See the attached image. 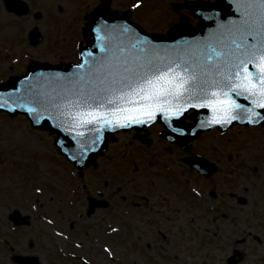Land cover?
Segmentation results:
<instances>
[{
  "label": "rangeland",
  "instance_id": "obj_1",
  "mask_svg": "<svg viewBox=\"0 0 264 264\" xmlns=\"http://www.w3.org/2000/svg\"><path fill=\"white\" fill-rule=\"evenodd\" d=\"M20 1H27L30 5V12L26 16L9 11L4 0H0V84L12 76L24 74L32 59L52 65L78 62L79 44L86 43L83 35L86 17L101 3V0ZM184 1L113 0L111 9L120 13L129 11L132 19L144 31L166 35L174 22L180 19L182 12L186 14L188 11ZM191 23L195 25V22ZM33 27H38L42 35V40L37 45L29 42ZM55 138L49 132L32 128L23 115L10 117L0 112V209H10V202L23 206L22 211L27 205L30 207L25 213L33 223L32 236L45 245L50 264H58L57 257L52 253L58 242L50 231L51 228H56L49 227L48 222L52 220L67 232L88 240V248L92 245L91 236L97 235L104 243L103 251H106L108 244L117 252L124 248L131 249L132 246H135L133 252L138 251L136 242L129 244V241H136V236H139L137 227L120 226L122 232L117 238L113 239L110 235L104 237L106 227L95 226L97 223L90 225L85 220L104 221L119 216L101 209L89 219L84 214L91 196L99 200L110 199L111 203L118 205L124 204V197L130 192V181L134 178L132 173L140 167L149 173L162 171L157 166L158 159L148 160V155L143 152L146 148L136 141L133 146H129L131 135L120 134L117 136L118 142L110 145L108 152L99 158L97 166L89 167L85 172L91 175L78 182L76 168L61 156L55 146ZM194 140L190 142L191 152L204 154L210 161L219 162V169L209 178L210 183L205 188L224 193L228 207V193L239 187L241 193H252L251 199L254 196L255 199L260 198L259 203L264 208V130L234 126L224 136L214 130L202 133L200 138ZM172 146L157 139L153 148L159 157L184 154L177 149L176 152ZM169 148L173 150L169 151ZM149 161L156 164L151 165ZM255 167L256 171L253 170ZM98 192L104 195L100 196ZM211 204L214 203L209 205ZM81 220L82 223H79ZM70 221L79 222L75 226ZM3 226L6 227L4 224ZM249 229L245 224L236 225L227 221L224 228L209 226L199 231L209 237L218 235L215 239H222L225 252L230 254L235 248L243 250V245H237L233 239L243 237ZM97 230H101V233ZM39 236L42 237L41 240H38ZM205 251H209V257L216 253V258L211 257L209 264L221 261L222 255L217 249L210 247ZM249 262L247 260L243 264Z\"/></svg>",
  "mask_w": 264,
  "mask_h": 264
},
{
  "label": "water",
  "instance_id": "obj_2",
  "mask_svg": "<svg viewBox=\"0 0 264 264\" xmlns=\"http://www.w3.org/2000/svg\"><path fill=\"white\" fill-rule=\"evenodd\" d=\"M110 4L111 0H102L101 7L87 18L90 21L84 32L87 45H80L79 63L51 65L31 60L26 74L0 84V112L10 116L25 115L34 128L56 134L55 144L60 153L81 171L91 163L95 165L98 154L107 151L108 143L115 139L119 131L136 129L141 132L152 124L160 123L165 127V138L174 141L173 137L177 135L183 139L180 144L184 145L215 127L226 132L234 124L264 125V119L253 116V112L264 116L260 104L253 103L258 97L249 96L242 89L225 86L240 82L239 79L231 78L237 72L248 75L242 69L233 67L239 63L237 57L246 61L254 81L260 71L256 67L259 61L247 55L240 56L241 49L236 47L237 44H246L245 51L255 50L260 42V36L255 33V39L249 36L247 41H243L235 31L248 19L241 14V0H217L206 7L197 8L194 14L200 19L198 28L185 24L175 27L168 36L144 32L130 20L128 14H111ZM7 6L20 15L27 14L29 10L26 3L17 0H7ZM41 40L42 35L37 28L30 32L31 44L37 45ZM217 53L222 55L218 56ZM208 55L212 56L211 60L207 59ZM125 61L129 66H132L133 61L137 64L151 61L161 70H166L169 64L173 67L180 65L176 71L184 75L188 74L185 69L192 70L198 73V79L191 82L194 86L191 95L203 99L178 100V104L185 105L184 114L179 117H159L146 124H133L130 127L108 126L103 127L102 132L97 131L102 125L81 126L78 114L86 112L93 99H100L97 91L101 82L116 75ZM238 91L242 94L236 96ZM213 93H217V96L213 97ZM224 93L245 105V108L235 109L232 113L239 115V119L219 124L215 120L220 115V106L208 107L207 103L213 99H226ZM198 103L204 106L195 107ZM186 119L192 120L188 126L184 124ZM174 129L184 131L176 132ZM188 163L207 176L215 171V167L201 157L190 159ZM90 203L92 208L106 206L95 201Z\"/></svg>",
  "mask_w": 264,
  "mask_h": 264
},
{
  "label": "flooded vegetation",
  "instance_id": "obj_3",
  "mask_svg": "<svg viewBox=\"0 0 264 264\" xmlns=\"http://www.w3.org/2000/svg\"><path fill=\"white\" fill-rule=\"evenodd\" d=\"M204 2L196 1L194 7L200 8ZM184 6L188 11L186 14L182 12L180 19L173 25L184 22L192 27L197 26V19L192 16L187 4ZM176 9L178 10L177 6ZM191 21L195 22V25ZM257 129L264 130V127ZM162 132L163 126L154 124L146 133H138L135 130L120 133L131 135L132 141H129V146H133L136 141L146 148V152H143L148 155V160L158 159L157 166L162 171L149 173L140 167L132 173L134 178L130 181V192L125 195L124 204L111 203L108 199L110 203L106 208L96 206L91 210L88 205L84 214L89 219L101 209L121 219L124 218V220L118 217L104 219V221L85 220V222L106 227L104 237L110 235L113 239L122 232L120 226L137 227L139 236H136V241H129V244L136 242L138 251H132L135 246L131 249L124 248L121 252L113 251V247L108 243L106 251H103L104 243L97 235L91 236L92 245L88 248V240L85 241L67 232L65 228L57 226V222L52 220L48 222L49 227L56 226V228H51L50 231L58 240L52 253L57 257L58 264H209L211 257L216 258V253L209 257V251H205L210 247L217 249L222 255L221 261L214 264H230L228 260L235 254V250L242 252L243 258L239 264L247 260H250L249 264H264V208L259 203L261 199H255V196L251 199L252 193H241L238 187L228 193L230 205L227 207L225 194L205 188L210 183L209 178H205L186 163L189 158L203 156L206 162L213 163L215 168L219 169V162L210 161L204 154L191 152L190 144L186 150L182 149L178 143H171L162 138ZM156 138L173 145L175 151L177 149L184 154L168 158L162 155V157L157 156L153 148ZM116 142L118 140L114 143ZM169 149V151L173 150ZM149 163L156 164L152 161ZM253 170L256 171L257 167ZM87 175L91 174L85 173L83 178L77 176L78 182H82ZM133 185L137 187H132ZM99 193L100 196L104 195ZM3 200L6 201V199ZM212 202L214 204L209 205ZM8 205L12 207L5 208V211L0 209V264H50L45 245L32 236L33 223L25 213L30 207L27 205L22 211L23 206L18 203L10 202ZM230 212L233 213L229 214ZM76 213L83 217L78 211ZM214 214L217 215L214 216ZM227 221L236 225L245 224L250 228L245 231L243 237L233 239L237 245H243V250L235 248L230 254L224 250V241L215 239L218 235L209 237L199 231L209 226L224 228ZM70 222L76 226L79 221ZM79 223H82V220ZM97 232L101 233V230ZM41 239L42 237L39 236L38 240ZM212 242L215 244H211ZM51 258L54 260L52 255Z\"/></svg>",
  "mask_w": 264,
  "mask_h": 264
},
{
  "label": "snow or ice",
  "instance_id": "obj_4",
  "mask_svg": "<svg viewBox=\"0 0 264 264\" xmlns=\"http://www.w3.org/2000/svg\"><path fill=\"white\" fill-rule=\"evenodd\" d=\"M242 16L248 17L245 22L236 27L235 31L241 40L247 41L249 36L254 33L260 36V42L255 50L245 49L246 44H237L236 47L241 49L240 56H250L252 59L258 60L256 67L260 69L255 77V81L251 78V72L246 67V61L240 59L239 63L233 65L237 69H242L243 73L237 72L231 76L232 79H239V83L225 85L230 89H242L249 96L258 97L253 103H259L264 109V0H241ZM131 28L130 25L127 26ZM217 55H222L217 53ZM208 60L212 59L211 55L207 56ZM82 67V65H80ZM181 67L172 64L166 66V70L157 69L151 61L137 64L132 62L129 66L125 61L124 65L116 75L111 76L101 82V86L97 91L99 100L93 99L92 104L88 105L86 112L79 113V123L83 125H102L98 132L103 131V127H130L133 124H146L151 120L163 117L167 119L170 116L179 117L184 114L185 105L178 104V100L187 99H203L191 95L193 89L192 81L198 79V73L185 69L187 75L176 71ZM108 94H112L109 96ZM236 96L242 92H236ZM213 97L217 93L212 94ZM226 99L209 100L208 107L219 105L220 115L217 116L215 122L219 124L231 123L233 120L239 119V115L232 114L235 109L243 110L245 105L239 104L235 99L223 94ZM192 107L193 105H187ZM195 107H203L198 103ZM253 116L264 119L258 112H253ZM171 126V125H169ZM176 132H183V129H174ZM99 139V136H97ZM95 143V141H93Z\"/></svg>",
  "mask_w": 264,
  "mask_h": 264
}]
</instances>
